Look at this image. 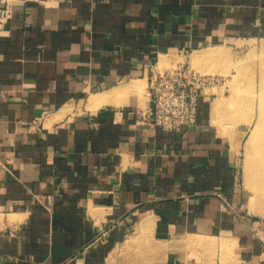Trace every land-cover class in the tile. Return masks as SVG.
I'll return each instance as SVG.
<instances>
[{
  "label": "crops",
  "instance_id": "0c3cea01",
  "mask_svg": "<svg viewBox=\"0 0 264 264\" xmlns=\"http://www.w3.org/2000/svg\"><path fill=\"white\" fill-rule=\"evenodd\" d=\"M190 51L224 80L197 123L143 122ZM254 51L264 0H0V264H264V197L239 184L252 102L242 120L227 92Z\"/></svg>",
  "mask_w": 264,
  "mask_h": 264
},
{
  "label": "rangeland",
  "instance_id": "374dc122",
  "mask_svg": "<svg viewBox=\"0 0 264 264\" xmlns=\"http://www.w3.org/2000/svg\"><path fill=\"white\" fill-rule=\"evenodd\" d=\"M192 54L195 55L196 53L190 51L187 54V56L183 54L179 55L178 61L184 60L185 62L184 64L190 65L189 68L191 69V71H198L196 57L192 56ZM250 59H252L253 61L252 70L246 69V59L244 57L242 58L238 57V59L236 60V63L231 64V67H235V74L232 76L233 79L231 82L227 81L228 83L227 85L229 88L227 92H230L232 95V101L230 105L232 109L234 110V113L237 114L239 117H241L242 120L246 119V116H245L246 105L250 106L251 104L250 102H252L251 108H252V115H253V121H252L253 123L250 126V128H252V126L256 124L257 126L256 130L258 129L257 131H259L261 129V132H259V134L256 135V137L253 139L254 141L253 155L251 154V152H248L246 156V151L244 149V141L242 144L241 151L239 150L238 152L239 153L238 168L240 169L239 184H241L242 187H245V189L249 193L255 191L256 194L255 195L252 194V197L254 198L252 199L251 197V200H254L256 202L258 197L264 196V192L261 191V188L264 186V180L262 182V181H254L252 179V177L258 178L264 175V54L256 53V51H254L252 56L248 58L249 62H250ZM178 61H175L174 64L169 65L170 69L176 68L179 65ZM166 65H168V61L165 62L164 66ZM164 66H162V68H164ZM163 70L161 69V71ZM227 71L230 73L232 72L230 68H228ZM223 81L224 80H222L220 83L222 84ZM246 99H247V102H246ZM247 135L248 134H246L245 138H247ZM250 138H249V142H250ZM245 156H246V162H245ZM244 163L247 169L246 170V180H244L245 179L244 178V174H245ZM256 190L258 192H256Z\"/></svg>",
  "mask_w": 264,
  "mask_h": 264
},
{
  "label": "built area",
  "instance_id": "2783aa9c",
  "mask_svg": "<svg viewBox=\"0 0 264 264\" xmlns=\"http://www.w3.org/2000/svg\"><path fill=\"white\" fill-rule=\"evenodd\" d=\"M3 13V17H7L10 8L6 6ZM184 63L150 77V101L142 116L143 122L164 127H189L197 123L202 88L218 84L223 79L216 74L191 71L190 65ZM5 94L6 90L0 88V95ZM39 125L40 120L36 118L29 127L38 128Z\"/></svg>",
  "mask_w": 264,
  "mask_h": 264
},
{
  "label": "bare ground",
  "instance_id": "6f19581e",
  "mask_svg": "<svg viewBox=\"0 0 264 264\" xmlns=\"http://www.w3.org/2000/svg\"><path fill=\"white\" fill-rule=\"evenodd\" d=\"M196 54L195 55H193L192 54V56H194V57H196V58H198L197 57V52H195ZM200 57V56H199ZM201 58V57H200ZM164 64V61H162L161 62V64H160V66H161V68H162V66H164L163 65ZM165 67V66H164ZM163 69V68H162ZM142 87V85L140 84V82H139V80H136L135 82H133V84H130L129 85V88L130 89H135V90H138V89H140ZM140 91V90H139ZM109 92H106V93H104V94H101L99 97H98V100H97V104L98 105H101L103 102H105V101H107L108 100V95H111V94H108ZM112 94H114V93H112ZM118 94H122V92H118ZM119 96V95H118ZM92 103V102H91ZM237 106V105H236ZM256 129H254V132L252 133V134H250L251 135V138H250V143L253 141V139L255 138V136H256ZM257 189H258V187H257ZM261 191L262 192H264V186L261 188ZM256 192H258L257 190H256ZM253 194L255 195L256 193H255V191H253ZM264 197V196H263ZM254 197H252V199H253ZM252 202V204L255 202L254 200H251ZM165 241V240H164ZM204 241H205V239L203 238V237H201L200 235H191L189 238H188V242L191 244V245H195V244H199L200 245V243H204ZM206 244H212L213 242L212 241H208V242H205ZM163 247V246H162Z\"/></svg>",
  "mask_w": 264,
  "mask_h": 264
}]
</instances>
